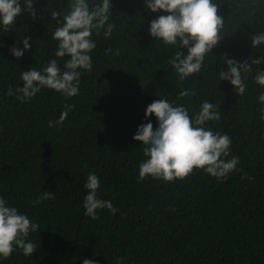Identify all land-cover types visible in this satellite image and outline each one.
<instances>
[{"label": "trees", "instance_id": "trees-1", "mask_svg": "<svg viewBox=\"0 0 264 264\" xmlns=\"http://www.w3.org/2000/svg\"><path fill=\"white\" fill-rule=\"evenodd\" d=\"M105 37L94 35L92 70L82 71L79 94L65 97L42 88L27 102L4 96L20 81L27 67H42L54 57L56 27L48 10H66L67 0H37L33 19L22 11L14 25L0 29V195L39 225L30 233L37 248L25 255L16 248L0 264H264V86L253 77L264 70V45L252 48L249 37L264 31V0H217L225 23L222 38L206 54L198 73L181 81L168 63L175 52L148 33L150 13L143 0H111ZM23 8V5H22ZM20 58L9 48H23ZM244 61L246 90L237 94L219 71L223 56ZM63 64L64 58H56ZM182 89L193 94L179 97ZM166 98L199 111L208 100L220 111L219 120L205 127L231 138L230 155L239 158L227 179L193 169L183 179L165 181L139 177L145 159L137 126L147 123L144 112L153 100ZM68 104L61 125L49 126ZM149 119L156 127V119ZM89 172L100 178L98 195L118 209L84 215V182ZM53 199L33 201L44 191Z\"/></svg>", "mask_w": 264, "mask_h": 264}, {"label": "clouds", "instance_id": "clouds-1", "mask_svg": "<svg viewBox=\"0 0 264 264\" xmlns=\"http://www.w3.org/2000/svg\"><path fill=\"white\" fill-rule=\"evenodd\" d=\"M37 0H0V29L7 30L14 25L19 14L24 11L35 19L33 5ZM23 5V8H22ZM144 8L150 13L159 12L149 22L148 33L165 45H172L176 50L169 57L168 63L183 81L190 75L198 73L204 66L206 54L222 38L221 32L225 23L218 13L217 0H143ZM111 0H67L66 10H48L56 27L51 38L57 42L54 57L40 68L27 67L20 73V84L9 85L4 96H13L27 102L42 88L59 92L65 97L79 94L82 71L92 70L90 53L96 46L94 35L101 29L108 37L112 34L114 24L110 22L113 11ZM252 48L264 45V31L253 33L250 37ZM23 45L14 44L10 53L20 58L30 48V38L19 39ZM63 64L56 58H64ZM227 70L218 73L220 80H227L237 94L246 90L245 73L251 71L247 59L237 61L223 56ZM254 81L264 86V70L259 68L253 77ZM193 94L182 89L178 96ZM258 101L264 103V91L258 94ZM72 105L68 104L61 111L58 119L50 120L49 126H59L65 120ZM217 106L204 100L199 111L193 115L183 104L160 97L147 105L144 118L147 123L137 126L133 139L140 142L145 159L139 162V177L146 175L165 181L183 179L193 169H202L205 173L217 178L227 179L228 174L236 169L237 156L230 155L231 138L225 133L214 132L205 127V122L220 119ZM154 116L156 127L149 119ZM264 119V110H262ZM87 190L83 198L84 215L97 218V211L107 209L115 214L118 209L112 202L98 195L100 178L95 172H89L84 182ZM54 191H44L32 203L39 204L42 199H53ZM39 225L26 213L18 210L3 195H0V258L8 257L16 248L22 249L25 255H31L37 245L27 239L30 233L37 232ZM82 264H96L92 258H84Z\"/></svg>", "mask_w": 264, "mask_h": 264}, {"label": "rangeland", "instance_id": "rangeland-1", "mask_svg": "<svg viewBox=\"0 0 264 264\" xmlns=\"http://www.w3.org/2000/svg\"><path fill=\"white\" fill-rule=\"evenodd\" d=\"M261 62H264V57H263V59L261 60Z\"/></svg>", "mask_w": 264, "mask_h": 264}]
</instances>
